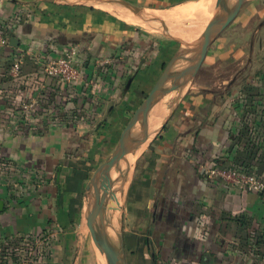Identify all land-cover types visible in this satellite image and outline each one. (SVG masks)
Masks as SVG:
<instances>
[{
	"label": "crops",
	"instance_id": "1",
	"mask_svg": "<svg viewBox=\"0 0 264 264\" xmlns=\"http://www.w3.org/2000/svg\"><path fill=\"white\" fill-rule=\"evenodd\" d=\"M83 1L0 0V27L17 42L0 49V91L12 95L0 114L40 82L61 116L58 124L42 118L24 130L0 122V256L8 243L18 253L0 264H77L78 256L67 258L77 246L87 176L110 157L177 51L143 27H162L151 17L179 24L186 18L171 12L205 0H122L139 15ZM71 47L82 80L61 86L58 97L60 88L41 80L36 63ZM14 56L22 58L19 89L7 80ZM200 74L207 80L198 83ZM190 84L135 160L122 233L126 264H264V192L227 186L206 172L250 166L264 182V0H246Z\"/></svg>",
	"mask_w": 264,
	"mask_h": 264
},
{
	"label": "water",
	"instance_id": "2",
	"mask_svg": "<svg viewBox=\"0 0 264 264\" xmlns=\"http://www.w3.org/2000/svg\"><path fill=\"white\" fill-rule=\"evenodd\" d=\"M41 1L54 3L57 0ZM245 2L246 0H234L233 2L215 0L212 8L213 14L201 37L194 44H190L186 51L177 53L170 59L153 88L128 120L109 159L93 172L87 186V188H92V194L85 212V223L93 243L104 254L107 264H126L122 233L110 228L104 222L103 215L105 208L109 206L107 205L108 190L114 185L113 179L116 177L117 172H120L121 162L125 158L134 159L142 147L151 141L156 131L148 133L147 123L149 120L151 127L156 122L154 117L158 100L178 88H184L194 78L204 62L209 46L233 22ZM82 3L94 6L107 3L116 4L128 9L133 14L139 15L142 13V10L122 0H84ZM151 19L160 26L170 29L165 22L154 17H151ZM9 45L13 48L17 47L14 38L9 39ZM179 61L184 62L185 66L175 69V65ZM130 81L128 80L126 89ZM136 126H139V133L132 136L131 132ZM108 201L112 204L110 200ZM2 205L0 201V211ZM109 231H111V234ZM113 235L117 238L116 241L113 239Z\"/></svg>",
	"mask_w": 264,
	"mask_h": 264
},
{
	"label": "built area",
	"instance_id": "3",
	"mask_svg": "<svg viewBox=\"0 0 264 264\" xmlns=\"http://www.w3.org/2000/svg\"><path fill=\"white\" fill-rule=\"evenodd\" d=\"M9 37L0 27V49L9 47ZM79 51L74 48H66L63 53L57 58L40 59L37 61V73L43 78L61 86L72 87L74 84L82 80L81 68L78 64ZM22 58L14 56L11 61L7 76L11 83H17L22 77L21 73ZM18 87V85H16ZM47 85L40 82L35 83V88L31 95L22 96L18 101V105L10 114H0L1 118H7L9 121L6 124L12 123L14 130H24L30 127L31 124L39 119L48 120L53 124L61 122L60 114L52 113L54 111L53 102L54 95L51 96L47 92ZM55 93V92H54ZM61 88L57 96L61 97ZM81 114H74L79 119ZM0 167H5L4 160L0 159ZM207 176L216 182L227 186L237 188L239 190L263 193L264 184L255 174L253 170L247 171L240 168L224 169L219 166L210 167L206 170Z\"/></svg>",
	"mask_w": 264,
	"mask_h": 264
},
{
	"label": "rangeland",
	"instance_id": "4",
	"mask_svg": "<svg viewBox=\"0 0 264 264\" xmlns=\"http://www.w3.org/2000/svg\"><path fill=\"white\" fill-rule=\"evenodd\" d=\"M100 7L109 8V7L105 6V5H102ZM213 7H214V4H213ZM190 12H192V13H190ZM193 12H197L196 6L195 7H191V8H184V9L174 10L173 12H171L169 14L168 17H170L172 19H178V18H184L185 17L186 20L181 21L179 24L171 23L173 26L169 27L170 29L165 28V27H153V28H150L148 25H146V27H143V30H146L147 32H149L150 34L156 36L157 38L161 39L164 42H169L168 44L169 45L171 44L172 52H173V50H177L175 54L182 53V52L186 51V49H188L187 47L190 44H186L185 40H183L181 38L184 37V36L189 38L191 34L193 35V32L194 33H195V31L199 32V30L195 29V23H194L195 21L194 20H196L197 17L193 16ZM199 12H201V11H199ZM187 13H190V14L186 17L185 15ZM212 14H213V11H212ZM125 20H127V19H125ZM127 21L130 22V23H133V21L131 19L127 20ZM207 23H208V21L204 24V28L207 25ZM134 24H135V22H134ZM191 24H192V27H190ZM201 28H202V30L204 29L203 25L201 26ZM197 29H199V28H197ZM199 33L195 36V37H197V39H199V36H198ZM177 36H179L180 38H178ZM193 36L191 37V39L194 38ZM195 41H194V43H195ZM194 43H191V44H194ZM167 64H168V62L163 65L162 71H163L164 67ZM183 66H185V63L182 62V61H179V62L176 63L175 69H180ZM216 73H217V71L215 72V71H213V69H211L210 72L207 73V74H209L208 75L209 79L210 78L211 79L215 78L216 77V75H215ZM202 74H200L198 76V78H197L198 79V83H201L203 78H205L207 80V76L202 78ZM190 86H191V84H190V82H188L187 85L184 88L183 87L182 88H178V89L172 91L173 93L170 92L173 95L168 93L164 97V99L162 100L161 104L164 105L165 108H167V107L170 108L173 105V109H174L175 105H176V100L180 97V94L182 92H184V90H186ZM145 97H146V95L144 96V98ZM160 118H158L156 121H158ZM146 147H147V144L144 147H142V149L140 150V152L137 154V156L134 159L131 158L130 165L128 167L127 173L125 172L126 175H125L124 178H122V180H123L122 183L126 182L125 183L126 185L124 184V190L119 194L120 197L117 196V199H118L119 202H117V204H114L115 207H116L115 212H116L117 218H116V225L114 226L113 230H115V231H117L119 233H123V223L126 220L125 219V214H127V212L125 213V207H126V200H127V195H128V187H129V184H130V181H131V177H132V172H133V169H134V163H135V160L140 155V153ZM108 159H109V157L107 156L105 161H107ZM126 160H128V159L125 158L124 161L121 162L120 172H117L116 178H118L120 176V173H122V170L124 168V162ZM101 164L102 163L100 162L99 166ZM93 172H92V174H93ZM92 174H89L87 176L88 181H87L86 187L83 189V193H82L83 194V196H82L83 209H82L81 224L78 226L79 228H78L77 235H76L77 246H76L75 253H73V251H72L70 255L68 254V258L67 259H68V262H70V263L72 262V260L75 257L77 258V256H78L77 264H107L106 259H104L105 257L101 254V252L97 249V247L93 243L92 238L90 236V233H89V231H88V229L86 227V223H85V216H86L85 212H86L87 207H88V205L90 203V199H91L90 196L92 194V192H91L92 188H87V186H88V183H89V180H90ZM115 183H114V185H115ZM114 185H113L112 188L115 187ZM108 212H109L108 213L109 215L107 214V216H108V217H106L107 219H104L105 223H108L109 216L112 213L111 210H109ZM113 239L115 241L117 240V238L114 235H113ZM73 254H74V256H73ZM79 257H80V259H79Z\"/></svg>",
	"mask_w": 264,
	"mask_h": 264
},
{
	"label": "bare ground",
	"instance_id": "5",
	"mask_svg": "<svg viewBox=\"0 0 264 264\" xmlns=\"http://www.w3.org/2000/svg\"><path fill=\"white\" fill-rule=\"evenodd\" d=\"M214 1L215 0H205L204 2H202V3H200V4H198L197 5V12L199 13L198 14V17L196 18V20H194L195 22V29L196 30H199V32H201V33H199V38L201 37V35H202V28H201V26L203 25V28H204V24L208 21L209 22V20L211 19V17H210V15L208 16V12L210 11V9H212V7H213V4H214ZM234 0H229V2H233ZM199 11H201V12H199ZM196 12V13H197ZM190 13H192V12H190ZM190 13H187L185 16H188ZM193 13H195V12H193ZM212 13V12H211ZM191 16V15H190ZM195 16H197V14L195 15ZM210 17V18H209ZM209 19V20H208ZM193 23V22H192ZM190 27H192V24L190 25ZM189 27V28H190ZM197 28H199V29H197ZM201 28V29H200ZM190 30V29H189ZM204 30H205V28H204ZM203 30V31H204ZM192 33V32H191ZM197 32H193V35L194 34H196ZM192 34L190 35V37L189 38H186V37H184L183 38V40H185V43L186 44H191V43H194V41L197 39V37H195V36H193ZM194 37L193 39H191V37ZM198 40V39H197ZM196 40V41H197ZM195 41V42H196ZM173 93V92H172ZM171 94V93H170ZM171 95H173V94H171ZM166 96V95H165ZM164 96V97H165ZM169 96V95H168ZM164 97H162L161 99H159L158 100V102L156 103V105H157V111H156V113L155 114H158V116H157V119L158 118H160L161 116V118L158 120V121H156L151 127H150V125H149V120H148V133H154L155 131H157L158 129H159V127L162 125V123L164 122V120H165V118L167 117V114H169L170 113V111H171V108H169V107H167V108H165V106L164 105H162L161 103H162V100L164 99ZM172 98V97H171ZM164 114V115H163ZM156 119V120H157ZM138 133H139V126H136L133 130H132V132H131V135L133 136H135V135H138ZM133 159V158H132ZM124 161V160H123ZM130 161H131V159H128V160H126L125 162H124V168H123V170H122V173H120V176L118 177V178H114L113 179V181H114V183H115V187L114 188H112V189H110V190H108V194H107V199L108 200H110L111 202H112V204L107 200V205H109V206H107L106 208H105V210H104V213H103V215H104V219H107L106 217H108L107 216V214L109 213L108 211L109 210H111L112 211V213H111V215L109 216V219H108V223H106L110 228H114V226L116 225V218H117V216H116V212H115V209H116V207H115V205L114 204H117V202H119L118 201V199H117V196H119V194L124 190V184L126 183H122V178H124L125 177V172L127 173V170H128V167H129V165H130ZM127 178V177H126ZM126 181V180H125ZM126 185V184H125ZM120 197V196H119ZM110 207V208H109ZM106 213V214H105ZM109 215V214H108ZM109 233L111 234V231H109ZM98 249V248H97ZM102 254V253H101ZM103 256H104V254H102ZM105 257V256H104ZM105 259V258H104Z\"/></svg>",
	"mask_w": 264,
	"mask_h": 264
},
{
	"label": "trees",
	"instance_id": "6",
	"mask_svg": "<svg viewBox=\"0 0 264 264\" xmlns=\"http://www.w3.org/2000/svg\"><path fill=\"white\" fill-rule=\"evenodd\" d=\"M8 80V82H10V80H9V78L7 79ZM16 85H18V88L17 89H19V88H21V85L20 84H16ZM15 85V86H16ZM8 91V90H7ZM12 98V95H9L7 92H4V90H1L0 91V103H1V101H3V99H11ZM2 105H3V103H2ZM245 106H246V110L248 109V107H249V103H248V98H247V104H245ZM15 109V108H14ZM14 109H12V111H14ZM83 114H81V117L79 118L80 120H81V118L83 117L82 116ZM8 119L7 118H1L0 117V122H2V123H8ZM219 167H221V168H224V169H235V168H240V169H244V170H247V171H251V170H253L254 172H255V174L259 177V175H258V172H257V170L256 169H254L253 167H250V166H243V165H236V166H230V167H223V166H219ZM260 179V178H259ZM261 180V179H260ZM262 181V183L264 184V182H263V180H261ZM18 242H20L19 240L17 241V242H14L15 243V245H17L18 244ZM12 244V243H11ZM10 243H8L7 244V247H5L4 249H5V251L4 250H2V254H1V256H0V261L2 260V258H4V257H10L11 259H16L17 258V256H18V253H15L14 252V248H10L11 245Z\"/></svg>",
	"mask_w": 264,
	"mask_h": 264
}]
</instances>
